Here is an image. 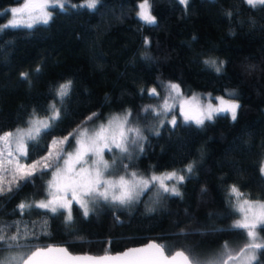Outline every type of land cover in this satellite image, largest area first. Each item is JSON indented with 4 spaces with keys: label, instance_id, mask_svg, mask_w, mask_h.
I'll list each match as a JSON object with an SVG mask.
<instances>
[{
    "label": "trees",
    "instance_id": "trees-1",
    "mask_svg": "<svg viewBox=\"0 0 264 264\" xmlns=\"http://www.w3.org/2000/svg\"><path fill=\"white\" fill-rule=\"evenodd\" d=\"M140 1L101 0L95 10L56 8L48 24L0 31V133L27 125L33 110L47 115L53 89L71 80L70 95L57 103L60 120L29 142L24 162L46 156L53 140L77 130L92 113L98 116L87 125L130 109L132 125L147 139L143 152L130 147L131 159L121 157L119 166L122 162L129 165L127 171L149 176L194 163L193 172L180 184L178 196L153 187L134 205L102 202L87 217L74 203L71 220L39 208L23 214L16 210L21 202L44 196L51 173H38L11 197H0V221H20L21 229L27 225L28 233L36 234L30 239L34 245L62 243L72 252L103 253L155 238L171 250L214 251L227 240L245 237L230 227L237 213L229 187L236 185L246 198L264 201L259 173L264 160V6L252 8L242 0H189L185 8L178 0H150L157 24L145 25L136 15ZM11 4L17 0H0V12ZM7 14H0V24ZM144 37L151 40L148 48ZM145 52L150 60L144 59ZM207 59L223 61L222 72L205 65ZM22 72L29 73V82L21 78ZM168 81L179 83L185 95L234 93L231 98L241 105L237 119L224 114L203 127L180 121L175 128L167 122L158 126L161 116L141 109L162 100L140 89L157 87L163 97L160 82ZM70 141L58 144L59 150ZM151 190L157 198L148 201ZM258 231L264 238V230Z\"/></svg>",
    "mask_w": 264,
    "mask_h": 264
},
{
    "label": "snow or ice",
    "instance_id": "snow-or-ice-1",
    "mask_svg": "<svg viewBox=\"0 0 264 264\" xmlns=\"http://www.w3.org/2000/svg\"><path fill=\"white\" fill-rule=\"evenodd\" d=\"M101 0H83L79 5H71L72 8L84 7L95 10ZM252 8L264 6V0H242ZM19 7H12L9 11L12 19L2 26L5 28L27 27L32 28L37 23L48 24L53 18L50 9L58 8L66 11V0H17ZM185 8L189 0H178ZM137 17L145 25H156L157 19L151 14L152 5L150 0H142L137 5ZM231 17L232 13H226ZM145 48L151 45L149 37L143 38ZM144 59L150 60L147 52L143 54ZM205 65L220 73L223 70V61L217 63L215 59H207ZM35 71H40L39 67ZM21 78L29 82V73L22 72ZM160 87L166 92L161 97L157 87L141 88L142 94L151 97H160L162 103L158 106L146 105L141 109L143 113H149L159 118L167 117L174 113L179 102L180 115L184 124L194 123L197 127H203L206 121H213L216 116L230 114L231 119H237V110L241 105L231 98L235 94L230 93L229 99L224 96L211 97L207 104L200 102V97L194 95L187 100H182L181 85L172 81L160 82ZM72 90V81L60 83L53 89L54 100L46 109L47 115L41 118L35 110L27 121L26 128H17L14 131L0 133V197H11L24 183L31 180L36 174L51 173L52 179L48 181V196L44 200L33 203L21 202L16 210L23 214L31 208L47 210L53 214L64 215L66 219H72V205L77 203L82 209L83 216L87 217L100 203H109L117 206H127L136 202L140 195L153 187L159 193L180 195L176 184L185 180V175L177 171L165 172L157 175L144 176L136 171H127L128 164L121 162V167L126 174L113 177L111 170L117 161L113 159L109 163L105 158V152H118L122 159H131L130 147H136L140 152L144 151L143 141L147 138L143 130L132 125L133 113L130 109L125 110L122 115L112 116L107 123L89 129L86 125L89 121L97 118V113H92L81 122L77 130L63 137L62 140H53L52 144L68 142L71 137L76 141L74 152L65 153L63 149L55 153L49 149L46 156L32 163H22L28 156V144L37 141L42 134L52 129L56 121L61 118V108L57 103H63ZM211 99L218 101L213 104ZM172 100V103H169ZM188 105V110H185ZM164 120H160L163 126ZM173 128L178 126V121L173 118L167 121ZM159 135V131H154ZM90 161V163H89ZM194 163H189L181 171L191 174ZM259 173L264 178V160L260 161ZM166 181H175L169 186ZM230 199H235L232 206L233 211L239 213L240 219L234 221L230 226L232 229L241 230L247 237L248 242L234 251L226 241L222 250L211 257L203 258L192 249H181L172 251L171 246L156 241H151L142 247L128 248L126 251L111 255L105 250L104 255H74L68 248L45 245L43 247L30 243L35 238V233H28L27 225L23 229L20 221L5 223L0 221V264H259L258 253L264 250V238L259 236L258 230H264V202L253 201L244 198L245 194L236 185L228 189ZM14 231L9 234V230Z\"/></svg>",
    "mask_w": 264,
    "mask_h": 264
},
{
    "label": "rangeland",
    "instance_id": "rangeland-1",
    "mask_svg": "<svg viewBox=\"0 0 264 264\" xmlns=\"http://www.w3.org/2000/svg\"><path fill=\"white\" fill-rule=\"evenodd\" d=\"M21 2H23V0H21ZM140 2H142V1H140ZM139 2V3H140ZM81 3H83V1H78V2H71L70 0H66V8L67 7H71V5H79V4H81ZM12 7H19V4L17 3V4H11V6H9V7H6V8H4V9H2L1 10V12H0V14L1 13H8L7 14V18H6V20L5 21H3L1 24H0V26H2V25H4V24H6L7 22H8V20H10V19H12V15H11V13H10V9L12 8ZM72 8V7H71ZM52 12H53V9H50ZM137 11H138V7H137ZM37 24H43V23H37ZM21 27H23V26H21ZM208 94H211V97L212 98H214V97H218V96H224L225 97V99H229L230 97H226L225 95H223V94H218V95H213L212 93H210V92H207V93H205V94H203V93H201V92H199V91H195V92H193V93H191V94H183L182 95V97H181V99L182 100H187V99H189V98H191L192 96H194V95H196V96H198V97H200V102L202 103V104H207L208 103V100H209V97H208ZM173 101L172 100H169V103H172ZM211 102L213 103V104H217L218 103V101H216L215 99H211ZM237 102V101H236ZM239 103V102H238ZM185 110H188V105H185ZM123 114V112L122 113H112L111 115H108L107 117H105L104 118V120H102V122H98V123H91L90 125H86L89 129H91V128H94V127H96V126H98L99 124H101V123H107V121L112 117V116H114V115H122ZM173 115H175V117H176V119H177V121H180L181 123H183L182 121H183V117L180 115V108H179V102H177V108L175 109V112L174 113H169L168 114V116L167 117H164V116H161V119L160 120H164L165 122H167V121H169V120H171L172 118H173ZM228 115H230V114H228ZM41 118H43V117H45V116H41V115H39ZM231 116V115H230ZM31 117V116H30ZM30 119V118H29ZM28 119V120H29ZM27 120V121H28ZM160 123V122H159ZM194 124V123H193ZM158 126H160V124H158ZM27 127V125H25V126H20V127H17V128H26ZM17 128H15V129H17ZM15 129H12V130H8V131H14ZM67 136V135H66ZM63 137H65V136H63ZM63 137H61L60 139H58V140H62V138ZM71 138V137H70ZM69 138V139H70ZM69 141V140H68ZM71 144L69 145V147H66L65 149H63V151L65 152V153H67V152H74L75 151V148H76V141L74 140V139H72L71 138ZM68 142H66L65 144H67ZM64 143H62L61 145H63ZM49 149H51L54 153L56 152V151H58L59 150V148H58V144H56V145H53V144H51V146H50V148ZM48 153V152H47ZM104 158L109 162V163H111L112 161H113V159H115L116 161H117V164L116 165H114V167H113V169L111 170V174H112V176L113 177H118V176H120V175H125L126 174V172H125V170H123V168L121 167V166H119V159L121 158V156H120V154L118 153V152H111V153H109V152H105V156H104ZM35 161V160H34ZM33 161H29L28 163L30 164V163H32ZM22 163H27V162H24V160H22ZM89 163H90V161H89ZM185 167H183V168H178V170H168V171H159V172H157V173H155V174H157V175H160L161 173H165V172H171V171H177V172H179V174H183V175H185V177H187L189 174H187V173H185V172H183V171H181V170H183ZM151 174H153V173H151ZM150 174V175H151ZM149 175V176H150ZM50 179H52V177L50 178ZM49 181V180H48ZM48 181H47V184H48ZM166 183L167 184H169V186H171V185H173V184H175L176 182L175 181H166ZM47 184H46V186H47ZM181 184V183H180ZM180 184H176V187L178 188V190H179V192H181V190H180ZM144 194V193H143ZM142 194V195H143ZM165 194H167V193H165ZM142 195H140L139 196V198H138V200L141 198V196ZM47 196H48V192H47V187H46V190H45V194H44V196L41 198V199H39L38 201H40V200H44V199H46L47 198ZM157 198V194L155 193V191H149V194H148V197H147V199L146 200H148V201H150L151 199L152 200H155ZM244 198H246V197H244ZM230 199V198H229ZM246 199H249V198H246ZM137 200V201H138ZM249 200H251V199H249ZM37 201V202H38ZM136 201V202H137ZM253 201H262V200H253ZM262 202H264V201H262ZM75 202H73V204H74ZM236 203V201H235V199L233 198L232 199V206L234 205ZM75 204H77V203H75ZM135 204V202L133 203V204H131V205H134ZM78 205V204H77ZM79 206V205H78ZM72 208H73V205H72ZM233 208V207H232ZM65 216H67V213H65ZM241 217H240V215H239V213H237L235 216H234V218H232L231 219V224H233L234 223V221L235 220H237V219H240ZM226 242V241H225ZM227 242H228V244H229V246L234 250V251H238V249L240 248V247H242L244 244H246L247 242H248V240H247V237L245 236L244 238H242V237H240V236H237V237H235V238H233V239H230V240H227ZM161 243V242H160ZM222 250V246H220V247H218V248H216V249H214V251L213 250H211V251H209V250H203V253H200V252H197L201 257H203V258H207V257H211V256H213L214 254H216V253H219L220 251ZM258 255H259V257H260V259H259V264H264V258H262L261 257V252L260 253H258ZM233 264H239V262H233Z\"/></svg>",
    "mask_w": 264,
    "mask_h": 264
},
{
    "label": "water",
    "instance_id": "water-1",
    "mask_svg": "<svg viewBox=\"0 0 264 264\" xmlns=\"http://www.w3.org/2000/svg\"><path fill=\"white\" fill-rule=\"evenodd\" d=\"M151 241H156L157 243H159L155 238H150V240H148L145 243H141L139 245H131V246H129V247L123 249V250H118L117 252H109V253L111 255H115L117 253L126 251L128 248L142 247V246L148 244ZM45 245H54V246H60V247H66L67 248L66 244H62V243H54V244L53 243H50V244H44L43 246H45ZM39 246L43 247L42 245H39ZM68 250H69V252L73 253L74 255H83V254H89V255H104V253H105V252H103V253H92V252H87V251L86 252H76V251L75 252H72L70 249H68ZM177 250H181V249H174L172 251L174 252V251H177Z\"/></svg>",
    "mask_w": 264,
    "mask_h": 264
}]
</instances>
